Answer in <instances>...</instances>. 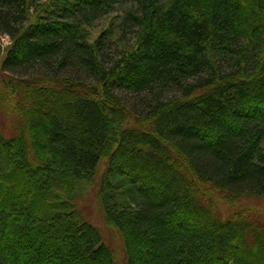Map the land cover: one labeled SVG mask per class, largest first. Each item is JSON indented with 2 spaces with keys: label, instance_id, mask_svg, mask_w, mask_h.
<instances>
[{
  "label": "trees",
  "instance_id": "16d2710c",
  "mask_svg": "<svg viewBox=\"0 0 264 264\" xmlns=\"http://www.w3.org/2000/svg\"><path fill=\"white\" fill-rule=\"evenodd\" d=\"M3 34L0 264H115L97 179L127 264H264L213 199L264 198V0H0Z\"/></svg>",
  "mask_w": 264,
  "mask_h": 264
},
{
  "label": "rangeland",
  "instance_id": "374dc122",
  "mask_svg": "<svg viewBox=\"0 0 264 264\" xmlns=\"http://www.w3.org/2000/svg\"><path fill=\"white\" fill-rule=\"evenodd\" d=\"M118 21L117 15L106 17L94 26L89 28V34L92 39H95L105 29L109 28L114 22ZM10 44V38L5 34L0 36V59L3 58L4 49ZM16 109L7 113L4 109L0 110V131L5 135L15 134L18 131V116ZM121 123L120 118L114 120V125L117 127ZM104 169L100 170V174ZM98 179L91 185H86L82 191H78L76 202L83 216L96 224L104 237L105 242L113 251L115 264H127L125 250L121 234L109 227L103 220L102 210L98 201ZM216 196V195H215ZM214 196V197H215ZM216 198V197H215ZM214 199L216 212L222 216H229L233 212L250 210L264 224V198H250L248 200L238 201H221Z\"/></svg>",
  "mask_w": 264,
  "mask_h": 264
}]
</instances>
